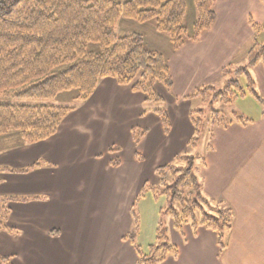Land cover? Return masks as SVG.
Wrapping results in <instances>:
<instances>
[{
	"label": "crops",
	"instance_id": "0c3cea01",
	"mask_svg": "<svg viewBox=\"0 0 264 264\" xmlns=\"http://www.w3.org/2000/svg\"><path fill=\"white\" fill-rule=\"evenodd\" d=\"M258 2L264 5V0ZM217 9L216 30L221 23ZM220 35L230 37L224 31ZM193 45L201 48V38ZM192 95L177 98L180 105L166 133L159 115L146 108L144 94L103 78L53 137L35 144H24L14 132L1 137L0 197L26 200L10 203L9 230L0 233V257L14 259L0 264H138L139 251H147L139 243L142 231L138 241L129 237L132 209L156 170L190 150L195 128L191 108L184 104ZM262 118L214 128L210 134L216 147H208L212 166L205 163V173L199 172L203 195L233 211L226 248L221 252L214 231H194L188 224L183 235L170 218L168 241L180 250L161 264H264ZM135 129L144 132L138 144ZM112 187L119 190L116 198L92 196ZM156 241L157 229L150 246Z\"/></svg>",
	"mask_w": 264,
	"mask_h": 264
},
{
	"label": "trees",
	"instance_id": "16d2710c",
	"mask_svg": "<svg viewBox=\"0 0 264 264\" xmlns=\"http://www.w3.org/2000/svg\"><path fill=\"white\" fill-rule=\"evenodd\" d=\"M198 19L189 31L184 25L186 0H2L0 1V96L18 99H53L65 91L77 90V102L87 101L103 78H113L120 85L130 86L145 95L147 102L164 103L155 91L161 81L167 88L174 86L165 58L144 46L139 34L116 35L121 18L140 23L154 21L159 32L170 36L173 49L178 51L188 43L199 42L203 33L211 31L216 21V0H194ZM250 23L260 29L251 18ZM256 30V31H257ZM90 44L100 46L99 52L88 50ZM264 64V43L256 41L248 53V64L237 67L235 78L223 89L207 87L189 98H200L204 104H231L235 97L244 98L246 89L262 103L249 69ZM227 71V70H225ZM247 79L246 89L239 78ZM77 108L54 105L0 104V138L17 132L24 144L45 141L57 134L63 121ZM162 120L166 133L172 121L165 109H153ZM195 114L199 116L195 118ZM201 110L191 113L195 135L189 148H196L204 132L205 118ZM248 123L250 119L234 114L226 117L213 111L211 126L227 128L233 123ZM143 131L134 130L135 143ZM110 151H113L111 149ZM205 158L192 154L178 155L174 162L159 167V183L146 184L139 198L151 193L166 198L161 217H169L174 228L183 235L188 224L194 231L204 227L214 231L221 252L233 226V211L221 202L203 195L199 177ZM115 160L113 165H118ZM25 198L0 197V233L9 230L10 203ZM136 204L132 209L133 226L139 227ZM133 227V229H134ZM137 231V230H135ZM132 231L130 238L135 239ZM179 247L168 241V227L162 221L157 228V241L147 252L139 251L138 264H161L177 257ZM9 263V260L0 257Z\"/></svg>",
	"mask_w": 264,
	"mask_h": 264
},
{
	"label": "rangeland",
	"instance_id": "374dc122",
	"mask_svg": "<svg viewBox=\"0 0 264 264\" xmlns=\"http://www.w3.org/2000/svg\"><path fill=\"white\" fill-rule=\"evenodd\" d=\"M186 1L187 13L184 19V25L189 31H192L198 19V12L194 0ZM247 1L248 0H216L215 10L218 8L217 11L221 20L220 26L216 30V21L211 31L203 33L201 36L202 47H199L197 50L196 45H193L194 43H188L178 51L174 50L170 36L166 33L159 32L156 29L154 21L140 23L126 18L120 19L116 27V35L118 37H126L133 34L141 35L144 38V46L148 50L160 53L165 58L170 69V75L175 83V87L169 89L161 81H157L154 85L155 91L163 97L164 103L146 101L147 109H165L169 113L170 118L174 120L177 114V108L180 105L177 103V98L180 95H186L187 93L192 95L207 87H215L216 89L222 90L228 80L235 78L233 71L237 67L247 66L248 53L254 43L256 41L264 43V18H261L264 15V5L259 3L258 0L253 2ZM247 3L248 5H246ZM247 10L251 12L247 14ZM249 18H252L255 24L260 27L259 30L248 24L250 22ZM217 20L219 21V18ZM224 23L225 25H223ZM213 30L215 34L212 32ZM221 31H224L226 35L229 34L230 37L226 38L225 36H221ZM192 45L195 46V48L192 49ZM88 50L91 52H99L100 46L97 44H90ZM249 71L256 83V90L264 99L263 63L260 62L256 67L249 69ZM239 80L246 89L248 84L246 77L241 76ZM246 91L247 94L244 98L235 97L233 102L227 105L220 102L204 104L200 98H190L188 103L184 104L185 106L189 105L192 112L198 110L203 111L206 123L198 146L194 149L190 148L185 154L189 153L205 158V163H208V168H211V153L208 154V147L212 145L216 147V138L214 136L211 137L212 134H210L212 133V131H210L212 129L210 123L213 111L223 112L226 117L239 114L247 118H253L257 122H261L263 119L262 117H264V103L257 100L248 89H246ZM77 97V90L62 92L53 99H18L8 95H1L0 104L12 103L78 107L80 104L77 102ZM198 116V114H195L194 117L197 118ZM260 125H264V122ZM14 133L18 134L17 132ZM178 147L179 151H181V143L178 144ZM125 153L126 152H124V154ZM199 167L202 172H204L205 166L199 163ZM148 180L150 184H156L158 182L156 176H152ZM94 194L95 192H93L92 196L95 198H116L119 195V190L112 187L109 188L107 192L100 191L96 195ZM92 196H90V198H92ZM166 203L167 201L164 196H160L156 199L151 193L144 194L136 203L135 211L140 218V224L138 228L134 227L132 231L137 232L136 240L138 239L139 233L142 231L143 240L139 239V243L141 244L143 241L145 251H148L150 246L149 243L153 241L155 229L158 228L159 222L162 221L165 228L169 225L170 218L161 217L160 215V210L165 207ZM7 258L11 261L14 259L11 257Z\"/></svg>",
	"mask_w": 264,
	"mask_h": 264
}]
</instances>
